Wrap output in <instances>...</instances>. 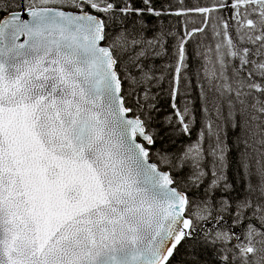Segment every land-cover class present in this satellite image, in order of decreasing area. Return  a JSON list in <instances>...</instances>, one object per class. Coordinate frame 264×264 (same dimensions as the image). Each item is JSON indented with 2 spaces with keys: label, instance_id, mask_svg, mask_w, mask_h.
<instances>
[{
  "label": "snow or ice",
  "instance_id": "snow-or-ice-1",
  "mask_svg": "<svg viewBox=\"0 0 264 264\" xmlns=\"http://www.w3.org/2000/svg\"><path fill=\"white\" fill-rule=\"evenodd\" d=\"M0 264H264V0H0Z\"/></svg>",
  "mask_w": 264,
  "mask_h": 264
},
{
  "label": "trees",
  "instance_id": "trees-1",
  "mask_svg": "<svg viewBox=\"0 0 264 264\" xmlns=\"http://www.w3.org/2000/svg\"><path fill=\"white\" fill-rule=\"evenodd\" d=\"M165 87H166V83H165ZM192 95H193V97H195V92H193ZM162 106H163L165 109H167V102L164 101ZM197 127H198V126H197ZM195 138H196V130L194 129V130H193V133H192V139L194 140ZM187 142H188V137H183V136L179 137V138L177 139V142H176V148H175V150L179 151L180 145H181L182 143H187Z\"/></svg>",
  "mask_w": 264,
  "mask_h": 264
}]
</instances>
